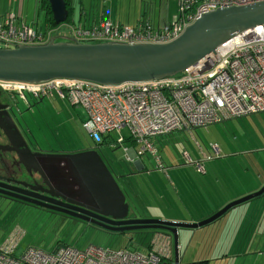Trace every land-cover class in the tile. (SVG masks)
Returning <instances> with one entry per match:
<instances>
[{
    "label": "built area",
    "instance_id": "built-area-1",
    "mask_svg": "<svg viewBox=\"0 0 264 264\" xmlns=\"http://www.w3.org/2000/svg\"><path fill=\"white\" fill-rule=\"evenodd\" d=\"M263 1L178 0L174 22L157 29L146 21L132 28L104 20L90 26L65 24L42 33L9 14L0 19V49L42 45L67 27L69 37L82 44H166L177 39L203 14ZM0 86L35 101H50L54 96L67 100L86 114L82 127L94 143L126 129L135 146H139L132 151L135 158L148 152L157 158L152 141L155 138L264 112V27L228 40L173 78L118 86L70 80L39 85L0 82ZM123 143L122 138L119 144ZM212 147L218 153V148ZM187 159L191 162L188 156ZM202 168V164H197L199 171ZM21 236L13 233L0 247V264H173L172 244L166 243L159 233L144 254L90 245L84 250L58 246L51 252L29 247L17 257Z\"/></svg>",
    "mask_w": 264,
    "mask_h": 264
},
{
    "label": "rangeland",
    "instance_id": "rangeland-1",
    "mask_svg": "<svg viewBox=\"0 0 264 264\" xmlns=\"http://www.w3.org/2000/svg\"><path fill=\"white\" fill-rule=\"evenodd\" d=\"M163 3L165 16L174 21L178 0H164ZM156 8L158 4L157 12ZM63 31L56 35L65 36L63 34L67 33ZM44 103L49 102L44 100ZM58 108H53L60 111L56 115L50 107L45 108L51 119L37 118L35 121L31 115L25 116V129L32 131L42 148L48 149L52 145L58 150L76 152L93 146L82 127L86 121L84 111L68 103H62ZM72 117L76 121H72ZM26 133L31 137L29 131ZM192 134L177 132L155 138L153 146L157 158L151 155L153 152L131 157L127 151L137 150L139 146L134 148L126 142L130 137L126 129L111 133L99 146L98 153L127 195L129 219L198 223L261 188L264 183V113L193 130ZM122 138L125 142L120 145ZM212 146L218 148L219 156ZM187 156L193 163L202 161L205 172L198 171L197 165L188 164ZM234 211L241 213L242 221L249 225L264 226V195L237 206L208 226L197 230L180 229V264L207 262L201 256L194 259L195 240L201 237L200 245L210 249L208 244L213 241L215 231L235 219ZM15 229L22 233L17 257L29 247L51 252L58 246L84 250L90 245L144 254L145 249L140 247L151 243L154 237L148 232L108 235L58 215L28 208L18 212L0 203V247Z\"/></svg>",
    "mask_w": 264,
    "mask_h": 264
},
{
    "label": "water",
    "instance_id": "water-1",
    "mask_svg": "<svg viewBox=\"0 0 264 264\" xmlns=\"http://www.w3.org/2000/svg\"><path fill=\"white\" fill-rule=\"evenodd\" d=\"M49 7L56 27L68 24L67 0H49ZM260 26L264 27V1L203 14L177 39L166 44H82L72 37L54 35L42 45L0 49V82L39 85L52 80H70L118 86L173 78L212 54L228 40ZM9 124L11 131L21 138L16 125L10 120ZM0 131L14 147L1 121ZM21 140L23 146L11 151L17 165L12 164L10 170L14 171V166L24 168L21 152L27 151L31 156L25 160V176L29 181L25 183V194L36 199L42 198V195L46 200L40 203L29 201L30 204L82 221L112 235L136 232L168 234L172 239L173 264H180V229L197 230L208 226L237 206L264 195L263 185L257 192L229 203L198 223L128 219L130 208L126 196L98 153V146L93 145L73 154L51 155L35 153ZM130 152V156L134 157L132 150ZM34 158L42 160L35 161ZM52 159L66 160V182L63 181L60 187L61 192L73 200L51 193L49 183L45 182L44 168L47 166L50 171L53 170L49 167ZM5 167L2 165L8 171ZM50 171L46 173L47 176ZM37 179L47 187L41 194L34 187ZM11 189L17 192L21 190L17 186ZM10 196L13 197L12 194Z\"/></svg>",
    "mask_w": 264,
    "mask_h": 264
},
{
    "label": "crops",
    "instance_id": "crops-1",
    "mask_svg": "<svg viewBox=\"0 0 264 264\" xmlns=\"http://www.w3.org/2000/svg\"><path fill=\"white\" fill-rule=\"evenodd\" d=\"M163 2L164 0H71L73 12L70 17L71 22L68 24L90 26L103 19H108L117 21L123 26L133 27L138 22L147 21L152 29H157L174 22L165 16ZM157 4L158 8H156V12L155 7H157ZM9 14L15 15L18 21H23L28 26L42 33L47 31L45 16L39 12V0H0V19H4ZM60 30H65L63 31V33H67L63 34L65 36L69 37L71 35L70 28L68 27L67 29L61 28ZM46 101L49 102L48 104H52L48 105L43 100V105L39 106L36 114L33 116L34 119L36 118L35 121L37 118L45 119L48 117L46 115L47 111H45L47 107H50L51 111L56 115L60 111H55L53 108L59 110L58 106L60 107V104H70L67 100L57 96H54L50 101ZM50 117L48 118L51 119ZM72 121L76 120L72 117ZM228 121L230 120L224 122ZM192 131H189V133L192 134ZM33 137L37 145H40L34 134ZM152 141L155 142V139ZM129 154H131L130 151ZM199 163H202V161H199ZM233 214H235L233 221H229V224L225 227L215 229L213 241L208 244L210 249H206V246L203 248L200 245L202 241V239L200 240L201 237L195 240L194 259L198 260L200 259L199 256H201L204 260L207 259V264H264V226L257 225L253 227L247 221H242L243 215L241 213L234 211ZM15 232L20 236L22 235L18 229H15L9 234L7 239ZM165 242L167 243V240ZM162 244L161 241L159 247ZM183 256H185L184 253ZM183 256L181 255V257Z\"/></svg>",
    "mask_w": 264,
    "mask_h": 264
},
{
    "label": "flooded vegetation",
    "instance_id": "flooded-vegetation-1",
    "mask_svg": "<svg viewBox=\"0 0 264 264\" xmlns=\"http://www.w3.org/2000/svg\"><path fill=\"white\" fill-rule=\"evenodd\" d=\"M27 98L28 97L25 96L24 94H19L17 92H11V91L5 90L0 86V121H1V124L7 130V133L10 136V140L14 144V147H11L10 143H8L7 136L0 131V203H4L7 209L12 208L18 212L25 211V208H28V209H34V210L45 212V213L52 214V215H58L65 219H71L61 214L47 211L46 209L40 208L38 206H35L29 203V201L40 203V201H43L45 198L42 195L40 196L43 199L40 197L37 199L36 197L30 198L31 196L25 194V190H27L25 189V183L29 182L27 180V177L25 176V160H27V158L31 156L27 151L21 152V159H22L24 168L20 166L19 167L14 166L13 168L14 171L10 170L12 164L17 165L16 157L11 151L12 149L19 150V148L23 146L21 138L23 139V141H25L28 147L35 153L55 155V154H73V153L78 152V151L66 152V150L64 151L58 150L56 148H52V145L48 149L46 148L43 149L40 145H37V142L34 140V137L31 131L28 129L27 130L25 129V126H27L25 125V116L31 115L33 117L34 114H36L39 106L43 105V103H39L40 101H43V99L35 101L32 99L28 100ZM9 120L12 121L16 125L21 135V138L15 135L11 131V125L9 124ZM27 131H29L31 137L27 135L26 133ZM91 146L92 145H90V147ZM82 150H86V148H83ZM38 159L42 160L41 158H34L35 161H37ZM50 161H49L50 162L49 167L53 168V170L50 171L47 166L44 168L45 169V179L44 180L45 182L47 181L49 183L51 187V193L59 194V195L66 197L67 199L73 200L72 197L65 196V194L61 192L62 187H60L63 181L66 182L65 181V176L67 175L66 174L67 173L66 160L65 159L63 160L52 159ZM2 165L6 166L5 168L9 170L5 171V169L2 168ZM159 167H161L160 162H159ZM15 170L20 171L19 173L21 175L20 177H19V174H17L18 172ZM48 171H50V174L47 176L46 173ZM17 182H20V184L17 185L16 184ZM14 186H17L19 189H21L20 192H17L11 189V187H14ZM34 187L37 190L38 194H41V192H44V190H47V187L43 185L39 181V179L36 180V184ZM74 189H76V187H74ZM5 193H7L8 195H6ZM10 194H12L13 197H11ZM14 196H16L17 198ZM71 220L75 222H79L87 226V228L94 229L99 232H103L93 226L83 223L82 221H76L74 219H71ZM103 233L112 235L106 232H103ZM160 234L163 236L164 240H167V242L169 241V243L172 244V239L168 234H163V233H160ZM171 251H172V258H173V247H171Z\"/></svg>",
    "mask_w": 264,
    "mask_h": 264
},
{
    "label": "trees",
    "instance_id": "trees-1",
    "mask_svg": "<svg viewBox=\"0 0 264 264\" xmlns=\"http://www.w3.org/2000/svg\"><path fill=\"white\" fill-rule=\"evenodd\" d=\"M71 0H67V9L69 10V18H68V21H67V23H70L71 21V15H72V7H71ZM39 12L40 13H42L44 16H45V24H46V28L48 29V30H51V29H57L58 27H56V25L54 24V22H53V20H52V17H51V12H50V7H49V0H39ZM105 19H103V20H101V21H104ZM106 20H108V19H106ZM111 22H113V23H115V24H120L119 22H117V21H112V20H110ZM143 21H141V22H138L137 24H135L132 28H136L139 24H141ZM147 22V21H146ZM120 25H122V24H120ZM150 25V24H149ZM151 27V26H150ZM181 132H187V131H181ZM177 133V132H176ZM170 135V134H169ZM106 140L107 139H105V140H103V141H101V142H99V143H94V145H96V146H101V144H104L105 142H106ZM124 142H125V140H124ZM128 144H130V146H132V147H136L135 146V144L133 143V141L131 140V138L129 137V139L126 141ZM145 155V154H144ZM144 155H142V156H144ZM141 156V157H142ZM218 156H219V153H218ZM188 164H193V165H197V164H202V163H199V161H196L195 163H193L192 161L191 162H188ZM202 167H203V165H202ZM196 169H197V166H196ZM198 170V169H197ZM199 171V170H198ZM205 172V170L202 168V171H200V172ZM264 185V183L261 185V187ZM122 190V189H121ZM125 194V193H124ZM125 196H127L126 194H125ZM140 233H143V232H136V233H128V235H137V234H140ZM148 233H153L154 234V236L156 235V234H160V233H163V232H148ZM143 234H147V232H144ZM163 234H165V233H163ZM138 244H142V243H139L138 242ZM140 248H143V249H145V253L146 252H148L150 249H151V243H149V244H147V245H145L144 246V244L140 247ZM137 251H138V249H137ZM205 263H207V262H198V263H192V264H205Z\"/></svg>",
    "mask_w": 264,
    "mask_h": 264
}]
</instances>
